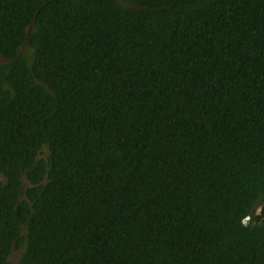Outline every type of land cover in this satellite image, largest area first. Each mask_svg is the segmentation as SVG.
<instances>
[{
  "label": "trees",
  "instance_id": "16d2710c",
  "mask_svg": "<svg viewBox=\"0 0 264 264\" xmlns=\"http://www.w3.org/2000/svg\"><path fill=\"white\" fill-rule=\"evenodd\" d=\"M0 173V264H264V0H0Z\"/></svg>",
  "mask_w": 264,
  "mask_h": 264
},
{
  "label": "rangeland",
  "instance_id": "374dc122",
  "mask_svg": "<svg viewBox=\"0 0 264 264\" xmlns=\"http://www.w3.org/2000/svg\"><path fill=\"white\" fill-rule=\"evenodd\" d=\"M0 180H4V177H3V175L1 173H0ZM18 256H19L18 253L13 251L10 258H11L12 261L15 262L18 259Z\"/></svg>",
  "mask_w": 264,
  "mask_h": 264
},
{
  "label": "clouds",
  "instance_id": "9594fccd",
  "mask_svg": "<svg viewBox=\"0 0 264 264\" xmlns=\"http://www.w3.org/2000/svg\"><path fill=\"white\" fill-rule=\"evenodd\" d=\"M247 216L242 219V222H245L247 220Z\"/></svg>",
  "mask_w": 264,
  "mask_h": 264
}]
</instances>
